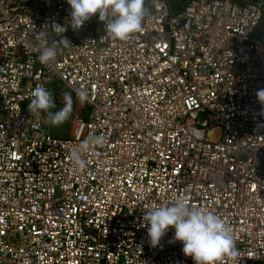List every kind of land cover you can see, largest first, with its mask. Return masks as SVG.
I'll return each mask as SVG.
<instances>
[{"label": "built area", "instance_id": "2783aa9c", "mask_svg": "<svg viewBox=\"0 0 264 264\" xmlns=\"http://www.w3.org/2000/svg\"><path fill=\"white\" fill-rule=\"evenodd\" d=\"M146 7L129 40L97 13L42 64L70 5L0 0V264H195L174 228L153 248L142 226L152 205L180 197L231 228L239 254L223 264H264V2ZM37 86L60 109L63 93L86 90L82 138H57L30 113ZM89 136L105 142L80 170L70 153Z\"/></svg>", "mask_w": 264, "mask_h": 264}, {"label": "clouds", "instance_id": "9594fccd", "mask_svg": "<svg viewBox=\"0 0 264 264\" xmlns=\"http://www.w3.org/2000/svg\"><path fill=\"white\" fill-rule=\"evenodd\" d=\"M71 7L70 21L65 25L54 23V31L62 34L59 41H53L50 46L42 48L39 61L42 64L54 62L60 54L61 47L69 48L71 42L65 37L70 27L76 31L86 22L99 14V20L104 23L106 31L113 39L127 41L132 35L142 31L143 23L149 15L146 0H66ZM38 41H46L48 34L40 31L36 35ZM29 111L33 114L45 113L47 120L53 126L65 123L71 116L73 97L71 92L63 93L64 106L58 111L51 92L42 86L32 91ZM259 102L264 105V89L256 92ZM77 100L88 99L85 89L76 93ZM103 136H89L70 153V160L80 169L86 168L83 154L93 146L104 144ZM143 225L147 227L149 243L153 248L159 247L169 229H175L173 242L183 244V253L191 257L195 264H223L226 257L238 256L236 241L231 228L214 212L195 208L189 205L187 197H180L171 205H152L143 216Z\"/></svg>", "mask_w": 264, "mask_h": 264}, {"label": "rangeland", "instance_id": "374dc122", "mask_svg": "<svg viewBox=\"0 0 264 264\" xmlns=\"http://www.w3.org/2000/svg\"><path fill=\"white\" fill-rule=\"evenodd\" d=\"M86 102L77 100L74 96V112L77 115V121H66L59 126H53L49 123L51 133L57 138H82L85 131V124L89 120ZM60 108L56 104V108L52 111H58Z\"/></svg>", "mask_w": 264, "mask_h": 264}, {"label": "crops", "instance_id": "0c3cea01", "mask_svg": "<svg viewBox=\"0 0 264 264\" xmlns=\"http://www.w3.org/2000/svg\"><path fill=\"white\" fill-rule=\"evenodd\" d=\"M167 1L169 2L171 9L173 11H179L187 4L189 0H167ZM250 1H263L264 2V0H235V2L239 4H244ZM258 35L264 40V17L258 28Z\"/></svg>", "mask_w": 264, "mask_h": 264}]
</instances>
